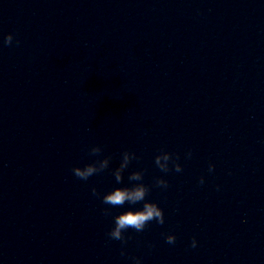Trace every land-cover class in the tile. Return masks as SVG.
I'll use <instances>...</instances> for the list:
<instances>
[{
  "label": "clouds",
  "instance_id": "9594fccd",
  "mask_svg": "<svg viewBox=\"0 0 264 264\" xmlns=\"http://www.w3.org/2000/svg\"><path fill=\"white\" fill-rule=\"evenodd\" d=\"M13 40V35L9 33L3 38V45L11 46ZM16 43L18 44L19 41H16ZM102 151L103 149L99 145L92 146L89 149L90 155L97 157ZM191 155L192 153L189 151L187 156L190 158ZM133 159H139V157H137L134 152H129L126 150L122 153V159L119 167L115 168L112 172L117 184L122 183L123 173L125 169L128 168L130 162ZM110 160V156H105L103 159H96L85 164L83 167H74L72 172L77 178L87 181L89 177L107 169L109 167ZM178 160V156H176L174 159L172 153L161 149L160 153L155 156L154 162L162 172L167 173L170 170L169 162H171L172 168L176 172H182L183 168ZM214 168L215 166L210 163L208 171L212 172L214 171ZM143 176V171H133L128 176V179L129 181H137L139 183H134L131 186L116 187L102 196V202L112 207H123L126 203L130 205H136L140 202H143L142 208L136 210L128 209L114 217L113 227L107 233V235L112 240L121 241L122 244L127 242L124 236V233L127 229L131 228L137 232H142L145 227L153 220L161 225L165 222L163 209H161L156 203L146 200V196L150 192L151 188L149 185H146L142 182ZM199 183L201 185L204 184V177L200 178ZM154 186L167 189L169 185L166 179L157 177L154 179ZM91 191L94 196H100V193L95 187H92ZM104 211L106 215L109 214L108 209H105ZM165 241L168 244H175L176 237L173 234H167L165 236ZM196 244L197 241L195 238H193L191 247L195 248ZM121 255H124L123 249L121 250ZM133 264H141V260L139 258H133Z\"/></svg>",
  "mask_w": 264,
  "mask_h": 264
}]
</instances>
